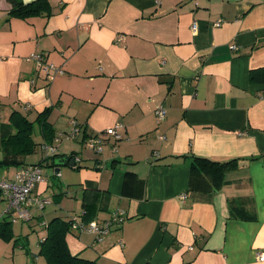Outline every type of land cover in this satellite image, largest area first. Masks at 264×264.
<instances>
[{"label":"crops","instance_id":"0c3cea01","mask_svg":"<svg viewBox=\"0 0 264 264\" xmlns=\"http://www.w3.org/2000/svg\"><path fill=\"white\" fill-rule=\"evenodd\" d=\"M48 1L50 16L23 20L0 0V125L15 111L32 122L48 112L23 165L43 161L44 126L58 144L51 157L78 161L43 167L33 193L52 204L33 221L2 219L0 203V223H11L0 264H47L44 222H103L117 210L126 219L102 240L70 232L71 253L99 264H264V0ZM40 52L64 75L49 83L37 72L26 58ZM119 123L122 141L106 137L100 154L85 146ZM196 158L231 165L215 174L194 169ZM85 191L110 197L90 220Z\"/></svg>","mask_w":264,"mask_h":264},{"label":"trees","instance_id":"16d2710c","mask_svg":"<svg viewBox=\"0 0 264 264\" xmlns=\"http://www.w3.org/2000/svg\"><path fill=\"white\" fill-rule=\"evenodd\" d=\"M12 8L10 18L29 19L37 16H50L51 5L48 0H35L25 3L23 0H7ZM48 116V112L39 115L36 121H30L20 112H13L9 122L0 125V150L3 158L0 167L14 168L23 165L22 158L33 155L36 152L37 143L34 141L35 122L43 123ZM45 127L46 143L52 144L53 135L50 127ZM85 139L88 137L85 136ZM68 156L56 155L45 159L39 163L42 167L49 166L58 168V164L63 162ZM75 158V154L69 156ZM38 165V164H35ZM194 169H203L211 173H220L231 165L228 163H217L208 159L196 158ZM28 166V165H27ZM20 168V167H19ZM78 168V167H77ZM108 192L83 193L82 204L86 210L87 220L92 219L99 211H103L102 204L109 199ZM244 218V217H243ZM250 218L253 219L251 216ZM11 223L7 220L0 223V237L9 240ZM72 232L71 222L62 218H55L47 227V237L41 244L40 256L44 257L47 264H99L97 261L86 260L77 255H73L67 243V236Z\"/></svg>","mask_w":264,"mask_h":264},{"label":"built area","instance_id":"2783aa9c","mask_svg":"<svg viewBox=\"0 0 264 264\" xmlns=\"http://www.w3.org/2000/svg\"><path fill=\"white\" fill-rule=\"evenodd\" d=\"M221 21H218L215 26L220 27ZM192 30L197 33L199 26L197 22L193 23ZM124 36H119L118 42H125ZM233 50L237 49L233 45ZM26 60L32 62L37 72L44 74L46 80L51 83L59 75H64V70L61 67L55 66L47 60L45 53H32ZM167 109L163 106H158L155 110V116L160 123L167 117ZM76 125V123H75ZM124 125L119 123L116 126L107 129L104 133L91 136L87 139L85 146L97 154L102 153L105 144L106 137H111L115 141L119 142L125 138ZM79 131V127H74L73 133L70 135L74 137ZM44 153L43 160L50 158L58 151V144H44L42 146ZM115 151V150H114ZM76 162L78 159H75ZM45 181V175L43 167L41 165H28L18 168L12 179L0 177V203H6L7 208L2 219H8L11 222H24L28 223L33 221L37 215L44 212V210L52 204L51 198H41L34 195V189L38 184ZM187 195L182 194L181 199L186 200ZM82 215H73L69 221L71 222L72 231L78 234H92L95 235L97 240H102V237L107 235L111 230L120 227L126 217L123 211L117 210L111 214V216L103 221H92L90 223L84 222ZM0 219V221L2 220ZM43 225L47 228L46 222ZM259 259H264V255H261Z\"/></svg>","mask_w":264,"mask_h":264},{"label":"rangeland","instance_id":"374dc122","mask_svg":"<svg viewBox=\"0 0 264 264\" xmlns=\"http://www.w3.org/2000/svg\"><path fill=\"white\" fill-rule=\"evenodd\" d=\"M38 126L36 127V129H35V135H34V139H35V141H37V142H40L41 141V137H40V135L37 133L38 132ZM64 140H68V139H71L70 137H68V136H65L64 138H63ZM71 142H67V146H68V148H72V147H74L72 144H75V142L74 143H72V144H70ZM41 149L39 148V151H40ZM39 153V152H38ZM34 159H36L35 157H34ZM44 175H49V171L47 170L46 171V169H44ZM29 223V222H28ZM33 223V222H32ZM27 224V223H26ZM43 259H45L44 257H43ZM46 261V260H45Z\"/></svg>","mask_w":264,"mask_h":264},{"label":"water","instance_id":"95a60500","mask_svg":"<svg viewBox=\"0 0 264 264\" xmlns=\"http://www.w3.org/2000/svg\"><path fill=\"white\" fill-rule=\"evenodd\" d=\"M76 165V160L73 158H71V157H66L65 159H64V161L63 162H61V163H59L58 164V170H60V168L62 167V166H70V167H74Z\"/></svg>","mask_w":264,"mask_h":264}]
</instances>
